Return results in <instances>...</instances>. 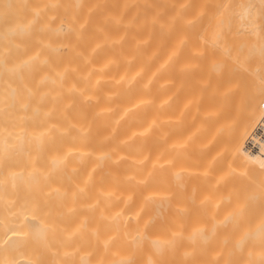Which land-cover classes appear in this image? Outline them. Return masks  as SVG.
<instances>
[{
    "label": "bare ground",
    "instance_id": "1",
    "mask_svg": "<svg viewBox=\"0 0 264 264\" xmlns=\"http://www.w3.org/2000/svg\"><path fill=\"white\" fill-rule=\"evenodd\" d=\"M231 11L0 0V264H264V54Z\"/></svg>",
    "mask_w": 264,
    "mask_h": 264
},
{
    "label": "rangeland",
    "instance_id": "2",
    "mask_svg": "<svg viewBox=\"0 0 264 264\" xmlns=\"http://www.w3.org/2000/svg\"><path fill=\"white\" fill-rule=\"evenodd\" d=\"M228 1L229 6H232L231 15L233 14L234 21L238 30H242L243 33H237L235 35V48L236 52L240 56L244 67L254 74H260L262 71V57L264 54V36H260L259 29L256 27L257 24L253 21L251 16L240 17L238 0H225ZM236 8V9H235ZM222 16L227 18L225 11L222 12ZM247 23L245 28H242L241 24ZM247 35V36H246ZM247 37V38H246ZM245 38L247 41H245ZM226 43L229 37H225ZM244 53V54H243Z\"/></svg>",
    "mask_w": 264,
    "mask_h": 264
},
{
    "label": "built area",
    "instance_id": "3",
    "mask_svg": "<svg viewBox=\"0 0 264 264\" xmlns=\"http://www.w3.org/2000/svg\"><path fill=\"white\" fill-rule=\"evenodd\" d=\"M261 106L264 109V99L261 101ZM263 121H260V123L256 126V128L253 130L250 138L247 139L246 146L250 150H258L259 144L257 143V139H261L264 137V124Z\"/></svg>",
    "mask_w": 264,
    "mask_h": 264
}]
</instances>
